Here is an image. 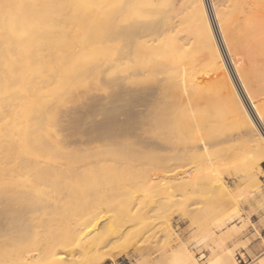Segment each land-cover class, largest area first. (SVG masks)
Returning a JSON list of instances; mask_svg holds the SVG:
<instances>
[{
  "label": "bare ground",
  "instance_id": "1",
  "mask_svg": "<svg viewBox=\"0 0 264 264\" xmlns=\"http://www.w3.org/2000/svg\"><path fill=\"white\" fill-rule=\"evenodd\" d=\"M139 1L0 0V264H65L68 257L72 264H93L121 253L120 247L112 245L116 238L124 237L127 245L135 244L142 234L157 238L172 231L171 218L149 215L135 204L141 188L137 172L151 165L155 150L162 149L161 139L146 124L167 90L162 86L126 88L112 97L94 100L92 96V103L85 105L88 101H84L85 106L80 103L78 109H69L92 85L91 74L80 73L85 67L79 68L80 63L95 57L98 68L103 66L100 54L109 51L112 39L108 37L126 34L135 41L137 36L188 20L187 42L164 34V50L190 52L191 59L208 70L204 90L183 100V106L190 108L203 94L207 104V92L216 98L225 94L222 81L231 79L230 70L219 78L214 74L216 69L228 67L227 56L222 57L225 43L229 51L225 50L233 54L229 61L235 72H241L236 76L241 87L255 85L232 111L252 118L264 110V78L253 68L264 62L259 56L264 50V0H213L221 41L206 0H190L171 18L164 14L150 23L124 27L119 19L134 11ZM231 81L239 88L234 78ZM260 124L264 117L253 119L246 129H231L229 135L262 137ZM199 150L178 156L168 153L167 165L155 163L152 170L151 179L161 187L163 198L185 210L192 205L191 198H184L190 190L230 192L218 174L199 177L182 169L187 164L184 160H224L220 154L204 156ZM249 166L250 176L261 172L260 159L251 160ZM163 198L149 208L166 203ZM141 216L149 221L138 230L136 222ZM104 219L109 221L100 227ZM38 226L46 228L44 235L33 232ZM214 234L209 232L200 243ZM172 255L176 264H199L186 245ZM227 259L216 257L206 264H228Z\"/></svg>",
  "mask_w": 264,
  "mask_h": 264
},
{
  "label": "rangeland",
  "instance_id": "2",
  "mask_svg": "<svg viewBox=\"0 0 264 264\" xmlns=\"http://www.w3.org/2000/svg\"><path fill=\"white\" fill-rule=\"evenodd\" d=\"M143 1L140 0L141 4L134 5V11L127 12L119 19V23L127 27L135 22L143 24L156 21L164 14L171 18L177 8L186 6L190 0ZM212 2L213 0H206L212 22L214 27L216 26L218 33L216 34L221 41L222 33L215 20ZM188 22L186 20L181 24H178L179 22L168 24L154 34L135 36L140 38L137 40L135 38V41H132L134 37L129 39L130 36L126 34L113 35L107 38L112 39L109 43H113L109 45L108 53L105 51L100 54L102 55L100 60H103L100 63H105L102 64L101 69L98 68L99 65L97 66L99 63L96 64L93 61L95 57L91 58V61L84 59L83 63H80L79 68L88 65L86 69L85 67L82 69V72L80 70V73L91 74L89 85H92L89 88L92 89H86L88 92H84L85 97L81 96L82 94L76 97L74 103L71 104L72 101L69 105H72L69 108L71 110L84 105V101L89 102L85 105L92 103L90 99L93 97L94 100L99 97H112L121 89L143 90L162 86L167 90L163 93V97L161 96L162 100L158 104L157 112L146 124V128L161 139L162 149L155 150L156 156L151 160V165H145L137 172L136 181L141 188L136 193L135 204L144 212L148 210L149 215L160 214L171 218L172 233L157 238L142 234L135 244L127 245L124 237L116 238L112 245L120 247L121 253L117 257L106 256L102 258L103 261L99 258L93 264H176L177 261L172 257V253L180 245H186L189 252L196 256L199 264H206L216 257L227 259L229 255L232 258L227 259L228 264L231 262L262 264L264 260V157H261L264 136H253L250 133L243 139L229 135L231 129H246L253 119L264 117V110L252 118L243 112L232 111L235 106L238 107L244 94L254 89L255 85L244 84L241 87L239 78L236 77L241 72H235L234 64L229 61L233 54L227 52L229 49L225 43L221 45L222 50L224 49L222 57L227 56L225 59L228 62L225 65L228 67L218 68L214 72L219 78L227 69L230 70L231 79L223 77L222 81V90L225 94L216 98L213 93L207 92L206 96L210 99L207 104H204L203 94V98L190 108L183 106V100L204 90V76H207L208 70L204 68V64L198 63L196 59L192 60L190 52L164 50V34L179 36L182 42H187L188 35L185 27ZM179 27L183 28L180 32L177 31ZM140 43L141 46H138ZM104 55L105 58H103ZM97 56L99 58V55ZM259 56L264 57V50H261ZM212 57L217 59L220 56L212 55ZM253 68L258 71L259 77L264 78L263 61L254 64ZM232 78L238 83L240 89L232 85ZM259 126L264 134V124ZM192 150H199L204 156L212 157L220 154L224 160L204 159L195 160V163H191V159L184 160L183 163L187 164L182 169L187 168L190 173L203 175V177L218 174L226 180L230 192L220 195L215 191L201 193L198 190H190L186 192L188 196L185 194L184 198L188 200L191 198L192 205L189 203L190 206L185 210L175 201L165 200L161 187L151 177L155 163L161 166L163 163L167 165L168 153L178 156L184 151ZM255 159H260L261 172L256 176H250L248 167L251 160ZM180 173L182 172H179V178L183 174ZM161 198L167 202L164 204L158 202L154 204L155 207L149 208L150 204L156 199L160 201ZM108 221L109 219L100 221L99 226H103ZM148 221L141 216L136 222V228L142 229ZM45 229L44 226H38L33 229V232L42 236ZM212 231L215 233L214 237L200 243V239ZM218 243H221L220 247H216ZM213 247H216L214 253L211 251ZM68 258L65 264H72L70 257ZM232 259L233 261H230Z\"/></svg>",
  "mask_w": 264,
  "mask_h": 264
}]
</instances>
